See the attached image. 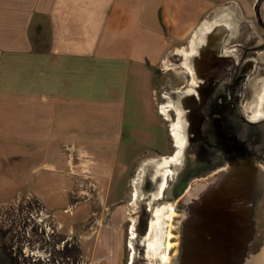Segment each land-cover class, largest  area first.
Listing matches in <instances>:
<instances>
[{
    "label": "crops",
    "instance_id": "obj_1",
    "mask_svg": "<svg viewBox=\"0 0 264 264\" xmlns=\"http://www.w3.org/2000/svg\"><path fill=\"white\" fill-rule=\"evenodd\" d=\"M259 1L0 0V132L25 131L23 143L16 135L8 142L21 159L6 174L27 180L34 172L70 165L74 178L90 181V189L75 190L89 210V200L100 197L99 223L107 211L119 224L135 163L126 153L120 156L122 147L140 132L164 142L172 135L158 102L157 68L187 49L214 14L254 26ZM260 12L264 21V0ZM137 113L142 122L133 118ZM18 186L0 205L33 196ZM95 236L82 243L99 249ZM100 238L102 249L109 240ZM110 244L113 251L90 264H123L120 229Z\"/></svg>",
    "mask_w": 264,
    "mask_h": 264
},
{
    "label": "rangeland",
    "instance_id": "obj_2",
    "mask_svg": "<svg viewBox=\"0 0 264 264\" xmlns=\"http://www.w3.org/2000/svg\"><path fill=\"white\" fill-rule=\"evenodd\" d=\"M224 15L225 19L221 18L217 20L216 14H214L208 19L206 24H213L214 26L212 27H216V22L226 21L228 22V30L225 33L228 35H237V29L234 28V24L238 21L240 23L239 31L241 34H239V38L235 39L236 41H243L246 36L245 33H248L250 30H253L252 34L255 35H261L263 33V28L257 21L258 19L254 26H252L247 19L236 20V18L234 19L232 16H229L231 14ZM204 28V31L200 30L199 32L200 34L203 32L206 44L211 35L209 32H206V27ZM214 36L216 37L215 39L224 43L227 41V38L224 39L221 35ZM194 41H196L195 45L199 52H201L206 45L204 44L202 48H199L198 39ZM205 48L209 50L208 46ZM184 50L187 51L188 49L185 48ZM257 59L259 62L251 60V65L243 72L249 73L250 71L249 74L251 77L247 81L246 90L252 91V96L254 97L252 102L255 105L258 104L254 106L255 112L252 116V121L256 122L254 120L255 116L259 115L257 118H261V122L256 123L259 124L257 128L264 130V110L263 108L262 111L260 110L262 100V104H264L262 97L264 92V82H262L264 81V50L257 53ZM185 61V57L181 53L175 52L169 55L162 69L157 68V96L161 110L164 112L162 114L167 118L169 126L170 124L172 125L173 120L177 119V108L181 107L185 109L184 118L190 134V132H195L189 127L190 120L195 118H192V116L196 113V116L198 115L197 120H203L200 109L203 108L204 110L206 102L202 104V99H199V97L205 95L206 85L201 84V77H196L195 81L189 84L191 83L189 78L191 76L185 67V63H182ZM188 62L191 64L198 62V68L199 64L200 66L202 64L201 59L197 57L191 58ZM254 63L257 65H253ZM200 75H202L201 72ZM206 75L207 73H204L202 78L209 80L206 78ZM196 83L201 84V86H195ZM191 85L197 90L196 96L188 93L192 89ZM197 104L200 107L195 112ZM259 111L263 112V115L260 116ZM143 117L139 113L133 116L136 122L139 119L142 122ZM204 127L207 128L208 125L205 124ZM263 132L260 133L261 136ZM14 135H16L18 142L19 140L22 143L24 142L25 131L0 132V139L3 140L0 143L2 147L0 148V199L7 201L12 199L14 193L17 191V185H19L18 189L20 191H30L33 196L22 195L19 199L0 205V225H4L6 228H13L14 234L18 235L15 239L19 241H16L14 250L21 258H25L26 264H35L36 262H42L44 264H90L91 259H94L96 263V259L102 252L111 253L113 251L110 241L114 239L117 229H120L122 241L121 259L123 264H129L132 254L133 260L131 264H174L182 243L180 222L186 217L184 211L185 206L183 204L184 200L190 197H198V193L193 190V187L202 180L209 179L211 175L218 171L230 170L234 166H241L242 162L240 163L239 160L232 161V159L242 155L244 150L250 146V141L242 138L239 147L235 148L234 151L226 153V148L222 149L219 146L216 147L211 144L205 147L201 140H194L192 142L188 140L180 161L177 164H172L173 171L169 176L170 179L168 180L163 197L156 199L155 197L158 196V185L160 182L159 178L157 181L154 180L157 164L164 156L174 153L176 149L174 140L171 137L172 135H170V139L167 142H164L163 137L160 136L153 137L151 134L145 135L142 132L138 135L135 134L132 139H129V146H123L120 151V156L126 153L127 156L134 158L135 163H132L130 166V170H133V172L125 199L124 213H122V219L119 224L115 225L112 223L117 222L110 219V213L107 211L104 213L103 224H100L99 222L101 220L96 218L102 211V205L99 201L100 197L97 198L96 195L92 200H89L90 210L88 203L81 200L82 198L80 199V196L75 190L78 187L90 189L92 186L89 180L78 177L74 178L75 175L72 173L70 165L67 169L60 171L48 169L34 172L32 178H28L27 180L15 179L14 181L10 178L5 170H9L8 167L11 163L15 164V161L21 159L18 154L19 152L14 153L15 150L9 147L10 144L8 142L14 140ZM154 139L157 140L155 146L159 149L158 152L154 151L155 146H149L154 142ZM262 139L263 137L254 138L252 146H255L254 148L257 150L264 148ZM19 146L24 148L21 151H26L27 147L24 144ZM125 150L126 152H124ZM202 150H206L210 154V159L204 160L198 157ZM50 155H52V149H50ZM137 159H139L138 162ZM251 166L257 170L261 169L262 175L259 178L261 189L260 201L263 203L264 162H254ZM165 203H174L176 209V212L171 217L169 228L170 247L168 262H166V258L164 257L158 258L151 256L150 248L147 245L148 239L146 238L150 222L155 219V209ZM263 205L259 207L260 211L264 209ZM216 208L221 209L218 211L213 209L203 211L205 214H210L208 220L203 222V227L208 230L209 236H206L208 237L206 238L199 233H195L192 246L194 250L197 245L200 247L205 246L210 255L216 253L219 257H226V261L229 264H233L235 262L233 255H237L236 241L244 240L252 233L251 228L246 226L248 223L253 222L252 212L250 210L237 209L235 201L231 198H224L220 203L218 201ZM262 217H264V211L259 212L258 218L260 219ZM169 219L170 211L167 214V220L169 221ZM166 229L167 227L165 225L164 230ZM108 230L110 234L107 233ZM92 232H94L93 235H91ZM133 232L136 233L135 239H131ZM238 232L240 235H235ZM88 234L92 237L96 235V242L100 246L99 249L93 245L94 243H82V239L83 241H93L92 237L84 239ZM101 235L107 237L106 239L109 240V243L103 240L105 246L102 249ZM67 240L69 241L68 243L73 241L79 243L81 250L79 262L72 263L67 260L68 258L66 259L67 261L61 262L63 258L60 257V251L66 245ZM258 261L259 264H264L263 258H260ZM0 264H10L2 250H0Z\"/></svg>",
    "mask_w": 264,
    "mask_h": 264
},
{
    "label": "flooded vegetation",
    "instance_id": "obj_3",
    "mask_svg": "<svg viewBox=\"0 0 264 264\" xmlns=\"http://www.w3.org/2000/svg\"><path fill=\"white\" fill-rule=\"evenodd\" d=\"M262 30L263 33L261 35L252 34L253 30H250L248 33H245L246 36L243 41L235 40L241 34L239 28L237 29L238 36L233 34L228 35L227 33H214L211 35L205 44L206 46L202 49L204 52L201 50L198 56H196L201 59V66L199 64L198 68V62L193 64L196 77H201V84L206 85L205 95L199 97V99H202V104L206 102L204 110L203 108L200 109L203 120L198 121V115L196 116L195 113L192 116V118H195L190 120L191 122L188 121L189 127L195 131L193 133L190 132L189 141L201 140L205 147H208L210 144L216 147L219 146L222 149L226 148L227 153L239 147L242 138L244 140L248 139L250 141L249 148L245 149L242 155L233 158L232 161L239 160L240 163L242 162L241 166L248 167L254 174H257L258 171L260 177L262 175L261 169H254L251 165L254 162H264V148L257 150L252 145L253 139H257V137H263L262 143L264 144V130L257 128L259 124L252 121V116L255 112L254 106L258 104L255 105L252 102L254 98L252 91L246 90L247 81L251 77L250 71L249 73L243 71L251 65V60L259 62L257 53L264 50V48L259 49L264 46V28ZM197 35L198 33L194 34L187 43L188 50L193 45L192 41L198 39ZM214 35H221L224 39L227 38V41L224 43L217 40ZM207 46L209 50L205 48ZM253 65L256 66L257 64L254 63ZM200 72L202 75H200ZM204 73H207L206 78L209 80L202 78ZM190 76L192 77L191 73ZM191 77L189 78L191 79ZM199 107L197 104L195 112ZM262 108L264 110V104ZM188 117L190 118V116ZM205 124L208 125L207 128L204 127ZM262 132L261 136L260 133ZM198 157L208 160L210 159V154L206 150H202ZM204 221L206 220L198 222L203 223ZM190 234H192L191 229ZM132 260L133 254L131 255Z\"/></svg>",
    "mask_w": 264,
    "mask_h": 264
},
{
    "label": "water",
    "instance_id": "obj_4",
    "mask_svg": "<svg viewBox=\"0 0 264 264\" xmlns=\"http://www.w3.org/2000/svg\"><path fill=\"white\" fill-rule=\"evenodd\" d=\"M261 1L256 8V15L258 22L264 28V21L260 13ZM262 48L264 46L259 49ZM234 167L237 168L233 171ZM234 167L230 170L219 171L211 175L209 179L194 185L193 190L198 193V197H190L184 200L186 217L180 222L182 243L174 264H229L226 257H219L216 253L210 255L205 246L197 245L195 250L192 246L195 233L204 237L209 236L208 230L203 227L204 224L198 222L208 220L210 214H205L203 211L206 209L220 210L221 208H216V204L218 201L219 203L222 202L224 198L233 199L237 209L250 210L253 217V222H250V218V223L246 225L251 228L252 233L246 239L236 241L237 255H233L235 260L233 264H259L258 260L264 259V217L258 218L259 212L264 211V209L259 210V207L264 204L260 201V175L258 171L257 174L252 171L249 174L244 173L243 166ZM228 171L236 173L233 182L224 179V175ZM190 229L192 234H190ZM235 235L240 234L238 232Z\"/></svg>",
    "mask_w": 264,
    "mask_h": 264
},
{
    "label": "bare ground",
    "instance_id": "obj_5",
    "mask_svg": "<svg viewBox=\"0 0 264 264\" xmlns=\"http://www.w3.org/2000/svg\"><path fill=\"white\" fill-rule=\"evenodd\" d=\"M212 26H213V24L212 25L206 24V26L199 28L194 34H197L200 30L204 31V29H205L204 27H206V32H209L210 35H212L214 33H220V34L223 33L224 34L228 30L227 23H226V25L221 26V27H212ZM199 34H200V32H199ZM203 35L204 34L202 32L200 34V36L198 37L199 48H202L205 44V38H204L205 36H203ZM195 43H196V41H192L193 45L187 51L184 50L183 48L178 49V51H176L177 53H181V55H183L185 57L186 61L182 62V63H185V67L187 68L188 73L192 74V77L190 79L191 83H189V84H192V82H194L196 79L195 68H194L193 64L188 62V60H191V58H194V57L198 56V54H199V50H198L197 46L195 45ZM195 54H196V56H195ZM195 86H199V84L196 83ZM191 88L192 89H190L188 91V93L196 95L197 90L195 89V87L193 88V86L191 85ZM262 97L264 99V92L262 94ZM262 103H263V100L261 102V109H260L261 111H262V105H263ZM184 111H185V109L178 107L177 108V119L173 120V122H172L171 132H172V137H173L174 144L176 147L174 153H172L171 155H168V156H164L161 159V161L157 164V170H156V173L154 175V180L157 181L159 178L160 182L158 185V196L155 197L156 199H160L163 197L164 191L167 188L168 180L170 179L169 176L173 171L172 170L173 169L172 164H177L180 161L181 156L183 155L184 150L187 146L188 140L190 138V134L188 132L189 128L187 127V125L185 123ZM259 114L261 116V115H263V112L259 111ZM257 117H259V115L255 116L254 120H256V122L260 121V119H261V118L258 119ZM236 168L237 167H234L232 170L234 171ZM243 170H244V173H246V174H249V172H251V170L248 167H244ZM235 175H236V173L228 171L225 173L224 179H228L231 182H233ZM135 195H136V193H135ZM169 211H170V219L168 221L167 220V214L169 213ZM175 212H176V209L174 207V203H165L161 206L159 205L154 211L155 219L150 222L149 231L146 234V238L148 239L147 245L150 248L151 256L152 257L155 256L158 258L164 257V258H166V262H168V260H169V247H170L169 228H170V222H171V217L173 216V214ZM165 225L167 227L166 230H164ZM135 237H136V233L133 232L131 239H135Z\"/></svg>",
    "mask_w": 264,
    "mask_h": 264
},
{
    "label": "trees",
    "instance_id": "obj_6",
    "mask_svg": "<svg viewBox=\"0 0 264 264\" xmlns=\"http://www.w3.org/2000/svg\"><path fill=\"white\" fill-rule=\"evenodd\" d=\"M154 151L158 152L157 150ZM13 231V228H6L4 225H0V250H2L3 253L6 255V258L8 259L10 264H26L25 258H21L20 255L14 250L16 241L19 240L15 239V237L18 235L14 234ZM68 242L69 241L67 240L66 245L60 251V257L63 258L61 262L63 263L67 260L71 261L72 263L79 262L81 258V250L79 243L77 241H73L70 243ZM35 264L44 263L36 262Z\"/></svg>",
    "mask_w": 264,
    "mask_h": 264
}]
</instances>
